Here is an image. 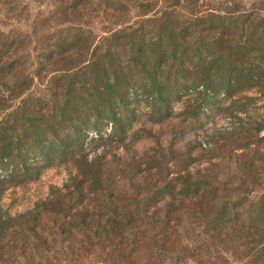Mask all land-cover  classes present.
<instances>
[{
  "label": "rangeland",
  "instance_id": "1",
  "mask_svg": "<svg viewBox=\"0 0 264 264\" xmlns=\"http://www.w3.org/2000/svg\"><path fill=\"white\" fill-rule=\"evenodd\" d=\"M255 1L240 2L253 7ZM210 2L200 0L199 5L205 3L201 8L205 10ZM49 8L48 0L40 5L29 4L30 19L37 13L48 15ZM130 18L131 23L140 21L133 11ZM12 23L15 21L0 17V29L9 28ZM94 28L93 47L103 36L102 24ZM148 30L153 31L154 39L164 37L158 48L150 45L140 54L136 50L138 55L125 49L118 57L105 56V64L92 67L83 62L85 57L81 59L85 54H74L63 72H50L43 82L41 77H35L34 93L11 100L5 94L6 108H11L0 114L1 118L14 113L22 100L30 98L43 109H51L48 104L52 101L53 106L62 95L57 87L68 79L70 85L66 86L71 87L72 101L69 100L63 118L79 123L77 129H87L88 138L82 147L61 139L60 118L54 120L53 127V121L43 126L35 137L36 143L25 146L17 156L7 148L6 138V155L18 168L9 172L7 165L0 163L4 171L0 170V220L26 216L32 221L37 214L59 213L69 217L63 227L66 230L86 220L90 229L119 235L125 221L140 224L139 215L169 210L171 195L180 197L182 191L184 195L193 194L188 183L203 182L217 188L227 185L249 200L264 197V78L260 79L258 72L248 78V53L234 46L227 53H219L216 63L208 64L212 69L206 64L190 68L179 61L174 63L171 51L165 50L175 44L174 35L166 34L160 27ZM120 58L122 68L118 66ZM126 59L135 64L124 66ZM54 76V85L48 84ZM132 78L134 86L128 89ZM116 97H121V103L114 101ZM89 108L97 110L96 116L104 122L89 127ZM13 123L17 124L14 119ZM18 127L20 133H16L25 140L27 135ZM49 146L55 155L47 158L52 160L50 166L28 163L30 151ZM60 146L68 152H59ZM18 170L21 174L16 175ZM23 222L17 226L27 227ZM144 230L142 243L124 240L110 251L109 257L101 253L97 243L88 254L74 251V264H208L199 259L176 260L177 256L168 253V244L153 232V227L147 224ZM114 236L111 234L110 238ZM62 240L57 234L55 251L60 255L66 252L60 244ZM229 261L240 264L232 257Z\"/></svg>",
  "mask_w": 264,
  "mask_h": 264
},
{
  "label": "trees",
  "instance_id": "2",
  "mask_svg": "<svg viewBox=\"0 0 264 264\" xmlns=\"http://www.w3.org/2000/svg\"><path fill=\"white\" fill-rule=\"evenodd\" d=\"M44 1L0 0V17L15 21L9 28L0 29V114L11 108L8 107L11 105L6 108L5 94L11 100L34 93L35 77H41L43 82L50 72H63L74 54H85L81 59L85 57L83 62L92 67L105 64V56L115 54L118 57L125 49L136 55L137 51L140 54L150 45L158 48L164 37L152 38L153 31L148 30L152 26L154 30L160 27L166 34L176 37L175 44L165 48L171 51L174 63L179 61L196 69L204 64L209 66L218 61L219 53H227L236 46L250 56L248 78L255 77L257 72L260 79L264 78L263 0L253 2L254 8L241 0H211L205 10L201 9L206 5H199L200 0H48V15L37 13L30 19L29 4L40 5ZM132 11L135 19L140 21L131 23ZM99 24H102L103 36L93 47L96 41L94 27ZM178 48H181L180 54ZM117 61L122 68V59ZM35 63L37 67H34ZM134 64V60H124V66L128 68ZM55 77L48 84L54 85ZM132 77L137 78L136 75ZM132 80L128 89L134 86ZM67 84L70 85L68 79L57 87L58 94L61 90L62 95L53 106L52 101L48 104L51 109H43L37 101L28 98L29 101L20 102L21 106L14 113L0 117V163L7 165V171L13 172L18 165L12 164L11 157L6 155L7 149L3 146L6 138L7 148L17 156L22 154L25 146L36 143L35 137L43 126L53 121V127L58 118L63 125L60 138L71 140L72 145L78 147L84 145L87 129H77L79 123L63 118L71 99V87ZM120 98L116 97L114 101L119 104ZM88 110L89 127L104 122L96 116L97 110ZM17 127L28 136L26 141L18 135L20 129ZM50 149L51 146L43 148L44 151H30L28 163L50 166L52 160H47L53 155ZM64 149L67 148L58 147L62 154ZM0 170L4 172L1 167ZM19 174L18 170L16 175ZM188 185L194 189L193 194L184 195L182 191L180 197L171 195L169 210L157 209L155 213L139 215L140 224L125 221L119 235L90 229L86 220L79 225L72 224L66 230L63 227L69 217L59 213L37 214L31 222L26 216L0 220V264L23 261L26 264H74L77 262L74 251L88 254L97 246L94 243L99 244L101 253L109 257L110 251L124 240L142 243L147 224L168 244L167 251L177 256L176 260L199 259L208 264H230L229 257H232L240 264H264V197L249 200L241 191L229 189L227 185L220 188L203 182ZM19 221H25L22 225L27 227L17 226ZM132 222L136 223L130 227ZM110 233L115 235V240L110 238ZM57 234L63 237L60 242L66 249L63 255L55 251Z\"/></svg>",
  "mask_w": 264,
  "mask_h": 264
}]
</instances>
